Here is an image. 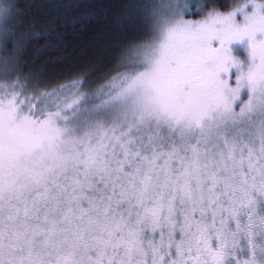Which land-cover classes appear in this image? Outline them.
<instances>
[{"label":"snow or ice","instance_id":"1","mask_svg":"<svg viewBox=\"0 0 264 264\" xmlns=\"http://www.w3.org/2000/svg\"><path fill=\"white\" fill-rule=\"evenodd\" d=\"M37 7L0 0V264H264V0H121L64 83Z\"/></svg>","mask_w":264,"mask_h":264},{"label":"trees","instance_id":"2","mask_svg":"<svg viewBox=\"0 0 264 264\" xmlns=\"http://www.w3.org/2000/svg\"><path fill=\"white\" fill-rule=\"evenodd\" d=\"M121 0H18L17 10L27 14V26L33 17L41 15L37 5H55L52 16L54 24L47 23V17L41 19L38 28L52 29L47 33L49 39L35 42L39 47L56 44L55 49H46L36 58V53L24 57L37 67L44 66L52 70L51 75L58 83L92 75L101 61L94 51V41L109 28L111 6ZM209 5L225 4L228 0H199ZM193 18V17H191ZM35 58V59H34ZM90 86H95V82Z\"/></svg>","mask_w":264,"mask_h":264},{"label":"rangeland","instance_id":"3","mask_svg":"<svg viewBox=\"0 0 264 264\" xmlns=\"http://www.w3.org/2000/svg\"><path fill=\"white\" fill-rule=\"evenodd\" d=\"M188 18H191V17H188Z\"/></svg>","mask_w":264,"mask_h":264}]
</instances>
